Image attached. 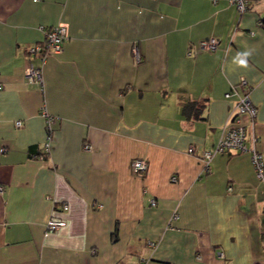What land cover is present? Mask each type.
Listing matches in <instances>:
<instances>
[{"label":"crops","instance_id":"obj_1","mask_svg":"<svg viewBox=\"0 0 264 264\" xmlns=\"http://www.w3.org/2000/svg\"><path fill=\"white\" fill-rule=\"evenodd\" d=\"M250 2L0 0V264H264L249 154L204 169L188 152L217 142L245 78L264 164V0ZM57 24L62 50L29 82L26 49ZM52 216L65 224L46 229Z\"/></svg>","mask_w":264,"mask_h":264},{"label":"built area","instance_id":"obj_2","mask_svg":"<svg viewBox=\"0 0 264 264\" xmlns=\"http://www.w3.org/2000/svg\"><path fill=\"white\" fill-rule=\"evenodd\" d=\"M36 1V0H34ZM236 5L237 10L242 13L246 10L249 0H230ZM252 33V32H251ZM67 29L63 24L53 25L45 29L44 38L40 43H35L27 47L26 52L28 55V65L25 69V76L29 82L42 83L41 68L46 61L47 57L51 54L59 53L62 50L63 43L67 39ZM218 39L214 36H210L199 42L198 48L200 50L213 51L216 49ZM243 90L239 92L237 86H233L232 90L225 95L235 94L236 101L233 111L230 115L226 128L222 131L219 139L209 150H202L199 153H195L194 149L190 147L188 152L198 155L204 161V169H208L209 161L211 157L219 152L234 151V152H246L250 156V160L254 169V173L257 178L264 179V164H262L261 152L256 148L257 135L254 132V122L256 117V106L251 102L248 95L247 81L245 78H241L238 82ZM46 119L47 136L43 144L42 153L36 154L37 157L43 158L48 154L50 150L51 141V121L52 117L49 116L45 110L42 111ZM247 121H244V117ZM17 126H20L21 121L15 122ZM88 144L84 145V148L88 149ZM4 148L1 147L0 151ZM132 174L136 176H143L147 169V161L144 158L136 157L131 161ZM174 179V177H172ZM0 185V191L2 190ZM231 189V186H228ZM152 205L155 204L153 199L150 200ZM67 205H63V209H66ZM175 217V214L172 218ZM65 224V220L57 217H50L46 222V229L55 230ZM148 244L153 247L155 242L149 241ZM222 257V252L219 253Z\"/></svg>","mask_w":264,"mask_h":264},{"label":"trees","instance_id":"obj_3","mask_svg":"<svg viewBox=\"0 0 264 264\" xmlns=\"http://www.w3.org/2000/svg\"><path fill=\"white\" fill-rule=\"evenodd\" d=\"M250 1H251V0L248 1V5H247V7H246V10L249 8V5H250V3H251ZM259 23H260V24H264V18H262V20H260ZM192 106H194L193 103H191V102L188 103V104L185 106V108H184L185 112L188 113V114H190V113H191V112H190V110H191L190 108H191Z\"/></svg>","mask_w":264,"mask_h":264},{"label":"clouds","instance_id":"obj_4","mask_svg":"<svg viewBox=\"0 0 264 264\" xmlns=\"http://www.w3.org/2000/svg\"><path fill=\"white\" fill-rule=\"evenodd\" d=\"M239 63H240L241 65H246V61H245V60H240Z\"/></svg>","mask_w":264,"mask_h":264}]
</instances>
